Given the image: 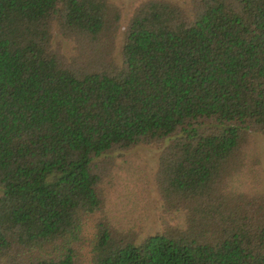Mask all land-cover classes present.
<instances>
[{"label":"trees","instance_id":"1","mask_svg":"<svg viewBox=\"0 0 264 264\" xmlns=\"http://www.w3.org/2000/svg\"><path fill=\"white\" fill-rule=\"evenodd\" d=\"M0 0V264H264V0ZM72 46L53 45V31ZM160 150L161 231L112 223L116 156ZM112 184V183H111Z\"/></svg>","mask_w":264,"mask_h":264},{"label":"rangeland","instance_id":"2","mask_svg":"<svg viewBox=\"0 0 264 264\" xmlns=\"http://www.w3.org/2000/svg\"><path fill=\"white\" fill-rule=\"evenodd\" d=\"M150 0H108L120 13L116 32L113 60L121 59L125 27L133 12ZM185 7L190 0H167ZM53 45L68 53L71 44L53 31ZM160 150L152 146H139L115 158L111 183L108 187L106 211L116 226L139 234V240L161 231V202L155 186ZM235 185L245 193L264 192V137L253 134L245 151V161ZM1 195V192H0Z\"/></svg>","mask_w":264,"mask_h":264}]
</instances>
